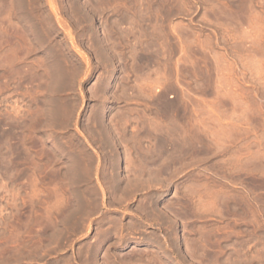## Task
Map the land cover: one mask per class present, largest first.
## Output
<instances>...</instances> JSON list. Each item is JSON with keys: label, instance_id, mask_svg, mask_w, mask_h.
<instances>
[{"label": "rangeland", "instance_id": "1", "mask_svg": "<svg viewBox=\"0 0 264 264\" xmlns=\"http://www.w3.org/2000/svg\"><path fill=\"white\" fill-rule=\"evenodd\" d=\"M229 3L0 0V264H264V0Z\"/></svg>", "mask_w": 264, "mask_h": 264}, {"label": "bare ground", "instance_id": "2", "mask_svg": "<svg viewBox=\"0 0 264 264\" xmlns=\"http://www.w3.org/2000/svg\"><path fill=\"white\" fill-rule=\"evenodd\" d=\"M18 1H19V0H18ZM30 2H31V1H30ZM87 2H88V1H87ZM147 2H148V1H147ZM164 2H165V1H164ZM166 2H169V1H166ZM229 2H230V1H229ZM241 2H242V1H241ZM85 3H86V2H85ZM99 3H100V2H99ZM121 3H122V2H121ZM123 3H124V2H123ZM131 3H132V2H131ZM140 3H141V2H140ZM169 3H170V2H169ZM169 3H167V4H169ZM218 3H219V2H218ZM42 4H43V3H42ZM125 4H126V3H125ZM216 4H217V3H216ZM100 5H102V4H100ZM133 5H134V4H133ZM206 5H207V4H206ZM212 5H213V4H211V2H210V6H211V8H212ZM219 5H220V3H219ZM230 5H231V6H234V0H231V3L228 4V7H229ZM114 6H115V4H114ZM136 6H137V5H136ZM161 6H162V5H161ZM108 7H109V6H108ZM115 7H117V6H115ZM115 7H114V8H115ZM138 7H139V6H138ZM141 7H142V6H141ZM162 7H163V6H162ZM190 7H191V6H190ZM91 8H93L92 5H91ZM118 8H119V6H118ZM94 9H95V8H94ZM94 9H93V10H94ZM111 9H112V8H111ZM135 9H136V8H135ZM243 9H244V8H243ZM90 10H91V9H90ZM98 10H99V9H98ZM104 10H106V9H104ZM120 10H121V9H120ZM125 10H126V9H125ZM20 11H21V10H20ZM23 11H25V10H23ZM27 11H28V10H27ZM63 11H64V10H63ZM68 11H69V10H68ZM123 11H124V9H123ZM128 11H130V10H128ZM148 11H149V10H148ZM259 11H260V10H259ZM72 12H73V11H72ZM126 12H127V11H126ZM214 12H215V11H214ZM242 12H243V11H242ZM260 12H261V11H260ZM20 13H21V12H20ZM68 13H69V12H68ZM99 13H100V11H99ZM119 13H120V12H119ZM167 13H168V12H167ZM231 13H232V12H231ZM44 14H45V13H44ZM142 14H143V13H142ZM244 14H245V13H244ZM261 14H262V13H261ZM28 15H29V14H28ZM122 15H123V14H122ZM124 15H125V14H124ZM131 15H132V14H131ZM150 16H151V15H150ZM152 16H154V14H153ZM18 17H19V16H18ZM119 17H120V16H119ZM142 17L144 18V16H141V19H143ZM148 17H149V16H148ZM148 17H147V19L149 20L150 17H149V18H148ZM261 18H262V17H261ZM33 19H34V18H33ZM43 19H45V18H43ZM50 19H51V17H50ZM133 19H134V17L132 18V20H133ZM151 19H152V18H151ZM154 19H155V18H154ZM154 19H153V20H154ZM223 19H224V18H223ZM249 19H250V18H249ZM126 20H127V19H126ZM134 20H135V19H134ZM138 20H139V19H138ZM224 20H225V19H224ZM229 20H231V19H229ZM39 21H40V20H39ZM139 21H142V20H139ZM146 21H147V20H145L144 22H146ZM251 21H252V20H251ZM144 22H143V23H144ZM155 22H156V21H155ZM260 22H261V21H260ZM76 23H77V22H76ZM131 23H132V22H131ZM139 23H140V22H139ZM139 23H138V24H139ZM150 23L152 24L151 21H150ZM150 23H149V24H150ZM231 23H232V22H231ZM35 24H36V23H35ZM109 24H110V23H109ZM141 24H142V23H141ZM145 24H146V23H145ZM149 24H148V25H149ZM151 24H150V25H151ZM232 24H233V23H232ZM52 25H53V24H52ZM225 25H226V24H225ZM254 25H255V24H254ZM217 26H218V25H217ZM103 27H104V26H103ZM191 27H192V26H191ZM44 28H45V27H44ZM164 28H165V27H164ZM229 28H230V27H229ZM233 28H234V27H233ZM235 28H236V27H235ZM105 30H106V29H105ZM239 30H240V29H239ZM262 30H263V29H262ZM15 31H16V30H15ZM103 31H104V30H103ZM120 31H121V30H120ZM128 31H129V30H128ZM159 31H160V30H159ZM100 32H101V31H100ZM131 33H132V32H131ZM134 33H135V32H134ZM251 33H252V32H251ZM20 34H21V33H20ZM239 34H240V33H239ZM261 34H262V32H261ZM87 35H88V34H87ZM233 35H234V34H233ZM235 35H236V34H235ZM256 35H257V34H256ZM95 36H96V35H95ZM98 36H99V35H98ZM109 36H110V35H109ZM130 36H131V35H130ZM16 37H17V36H16ZM142 37H143V36H142ZM151 37H152V36H151ZM213 37H214V36H213ZM231 37H232V36H231ZM92 38H93V37H92ZM120 38H121V37H120ZM147 38H148V37H147ZM218 38H219V37H218ZM17 40H18V39H17ZM116 40H117V39H116ZM124 40H125V39H124ZM139 40H140V39H139ZM154 40H155V38H154ZM154 40H153V41H154ZM222 40H223V39H222ZM99 41H100V40H99ZM125 41H126V40H125ZM145 41H147V40H145ZM224 41H225V40H224ZM233 41H234V40H233ZM117 42H118V41H117ZM138 42H139V41H138ZM132 43H133V42H132ZM149 43H150V42H149ZM152 43H153V42H151L150 44L152 45ZM262 43H263V42H262ZM26 44H27V42H26ZM42 44H43V43H42ZM113 44H114V43H113ZM137 44H138V43H136V45H137ZM230 44H231V43H230ZM263 44H264V43H263ZM16 45H17V44H16ZM23 45H24V44H23ZM39 45H40V44H39ZM213 45H214V44H213ZM224 46H225V45H224ZM38 47H39V46H38ZM122 47H123V46H122ZM132 47H133V46H132ZM132 47H131V48H132ZM245 47H246V46H245ZM141 48H142V47H141ZM158 48H159V47H158ZM246 48H247V47H246ZM139 49H140V48H139ZM147 49H148V48H147ZM250 49H252V48H250ZM250 49H249V50H250ZM20 50H21V49H20ZM106 50H107V49H106ZM111 50H112V49H111ZM118 50H119V49H118ZM118 50H117V51H118ZM140 50H141V49H140ZM96 51H97V50H96ZM149 51H150V50H149ZM169 51H170V50H169ZM26 52H27V51H26ZM124 52H125V51H124ZM124 52H123V53H124ZM136 52H137V51H136ZM136 52H135V53H136ZM170 52H171V51H170ZM170 52H169V53H170ZM248 54L250 55V53H248ZM134 55H135V54H134ZM145 55H146V54H145ZM185 55H186V54H185ZM138 56H139V55H138ZM155 56H156V55H155ZM103 57H104V56H103ZM149 57H150V56H149ZM115 58H116V57H115ZM146 58H147V56H146ZM119 59H120V58H119ZM150 59H151V58H150ZM101 61H102V59H101ZM117 61H118V60H117ZM155 61H156V59H155ZM158 61H159V60H158ZM118 62H119V61H118ZM140 62H141V61H140ZM185 62H186V60H185ZM207 62H208V61H207ZM102 63H103V62H102ZM107 63H109V62H107ZM111 63H112V62H111ZM137 64H138V63H137ZM207 64H208V63H207ZM138 65H139V64H138ZM145 65H146V64H145ZM217 66H218V65H217ZM106 67H108V66H106ZM147 67H148V66H147ZM145 68H146V67H144V69H145ZM170 68H171V66H170ZM170 68H169V70H171ZM147 69H148V68H147ZM124 70H125V69H124ZM139 70H140V69H139ZM142 70H143V69H142ZM150 71H151V70H150ZM153 71H154V69H153ZM207 71H208V70H207ZM215 71H217V70H215ZM76 72H77V71H76ZM209 72H210V71H209ZM205 73H206V71H205ZM213 73H214V72H213ZM142 74H143V72H142ZM147 74H148V72H147ZM149 75H150V74H149ZM166 75H167V74H166ZM168 75H169V74H168ZM142 77H143V76H142ZM146 78H147V77H146ZM159 79H160V78H159ZM106 80H107V79H106ZM169 81H170V80H168V82H169ZM106 82H107V81H106ZM137 85H138V84H137ZM144 85H145V84H144ZM139 86H141V85H139ZM142 86H143V85H142ZM166 86H168V85H166ZM166 86H165V87H166ZM230 86H231V85H230ZM132 90H133V89H132ZM143 90H144V89H143ZM159 91H161V90H159ZM144 93H145V92H144ZM144 93L141 92V94H138L139 97H141V95L143 94V95H144V98H145V94H144ZM148 93H149V92H148ZM155 93H156V92H155ZM149 94H150V93H149ZM135 95H136V93H135ZM143 95H142V97H143ZM153 95H154V94H153ZM156 97H157V95H156ZM157 98H158V99L155 98V99L157 100V102H158V100H159V101L161 100V101H162V102H160L161 105H162V104L164 105V107H163V108H164V112H163V111H162L161 113L159 112V114L161 115V114L163 113V114L166 116L165 119L168 118V122H167V124L169 125L168 128H171V130H173L175 133L179 132V133H183V135H184V134H187V133H186V132H187V129L185 128V126L188 127L189 124L187 123L186 120L189 118V117H188V116H189L188 114H190V120H191V118H192V117H191L192 115H191V112H188V111H189L188 108L183 107L185 104H184V105L182 104V105H183L182 107L179 105L180 107L178 108V107H177L178 105H176V104L173 103V105H174V107H173L172 103H170L171 100L168 101L167 98H165V99H166V100H165L164 97H163L162 95L158 96ZM105 99H106V98H105ZM142 99H143V98H142ZM146 99L148 100V98H146ZM150 99H151V98H150ZM138 102H139V101H138ZM153 102H154V101H153ZM176 102H177V101H176ZM154 103H155V102H154ZM160 103H159V104H160ZM151 104H152V103H151ZM180 104H181V103H180ZM175 105H176L177 108H175ZM185 106H186V105H185ZM186 107H187V106H186ZM163 108H162V109H163ZM190 109H191V108H190ZM144 110H145V109H144ZM194 110H195V109H194ZM160 111H161V110H160ZM127 112H128V111H127ZM217 112H218V110H217ZM219 112H220V111H219ZM163 114H162V115H163ZM192 114H193V113H192ZM162 115H161V116H162ZM164 115H163V117H165ZM178 116L182 119V121H181L179 124L177 123V122H178V121H177V119H178L177 117H178ZM186 116H187V118H186V120H185V117H186ZM197 116H198V115H197ZM202 117H203V116H202ZM140 118H141V116L139 117V119H140ZM143 118H144V117H143ZM181 119H180V120H181ZM95 121H96V120H95ZM162 121H163V120H162ZM99 122H100V121H99ZM139 122H140V121H139ZM188 122H189V119H188ZM195 122H196V121H195ZM95 123H96V122H95ZM186 123H187L188 125H185ZM98 124H99V123H98ZM197 124H198V123H197ZM209 124H210V123H209ZM99 125H102V124H99ZM99 125H98V129H101V127L99 128ZM102 126L106 127L105 125H102ZM159 126H160V125H159ZM161 126H162V125H161ZM161 126H160V131H163V130L161 129ZM207 126H208V125H207ZM162 127H163V126H162ZM112 128H113V127L109 128V129H107V130H110V129L112 130ZM158 128H159V127H158ZM173 128H175V129H173ZM219 128H220V126H219ZM221 128H222V127H221ZM225 128H227V127H225ZM104 129L106 130V128H104ZM104 129L102 128V130H104ZM234 129H235V128H234ZM102 130H101V131H102ZM111 130H110V131H111ZM153 130H154V129H153ZM165 130L167 131V127H166ZM188 130H189V129H188ZM222 130H223V129H222ZM156 131H157V130H156V128H155L154 133H155ZM238 131H239V130H238ZM241 131H242V130H241ZM245 131H246V130H245ZM108 132H109V131H108ZM111 132H114V131H111ZM130 132H131V131H130ZM157 132L159 133V131H157ZM157 132H156L155 134L158 135ZM167 132H168V131H167ZM169 132H172V131L169 130ZM169 132H168V133H169ZM188 132L191 133L190 131H188ZM195 132H196V130H195ZM231 132H233V131H231ZM103 133H104V132H103ZM103 133H102V135H103ZM105 133H106V132H105ZM162 133H163V132L159 133L161 138H163V136H164V134L162 135ZM189 133H188V134H189ZM112 134H114V133H112ZM192 134H193V133H192ZM99 135H100V134H99ZM114 135H115V134H114ZM140 135H141V134H140ZM151 135H152V134H151ZM161 135H162V136H161ZM166 135H167V134H166ZM166 135H165V136H166ZM168 135H169V134H168ZM176 135H177V134H176ZM176 135L171 134L170 136H172V137H174V136H175V137H178V136H176ZM178 135H179V137L181 136L180 134H178ZM249 135H250V134H249ZM158 136H159V135H158ZM170 136H169V137H170ZM185 136H186V135H185ZM185 136H184V139H185V140H184V141H185L184 144L179 145V148H178V147H175V149L178 148V150H179V149H180V146H181V149H180V150H181L182 152H183V150H188V149H190V148H193V150H195V151H201V150H204V147L202 146L203 143H202L200 146H194V147H191V146L189 145V143H190V142H189V139L187 138L189 135H187L186 137H185ZM100 137H101V136H100ZM104 137H106V136H104ZM115 137H117V136H115ZM132 137H133V135H132ZM146 137H147V136H146ZM146 137H145V138H146ZM175 137H174V138H175ZM182 137H183V136H181L180 138H182ZM198 137H199V136H198ZM102 138H103V136H102ZM113 138H114V137H113ZM113 138H112V139H113ZM165 138H166V137H164V139H165ZM174 138L172 139V141L176 139V138H175V139H174ZM224 138H225V137H224ZM233 138H234V137H233ZM100 139H101V138H100ZM106 139H107V138H106ZM110 139H111V137H110ZM112 139H111V140H112ZM168 139H169V138H168ZM168 139H167V140H168ZM182 139H183V138H182ZM190 139H191V138H190ZM230 139H231V138H230ZM101 140H102V139H101ZM104 140H105V138H104ZM108 140H109V139H108ZM132 140H133V139H132ZM150 140H151V139H150ZM167 140H165V141H167ZM176 140H177V139H176ZM201 140H202V139H201ZM172 141H171V143H174V142H172ZM177 141H178V140H177ZM179 141H180V140H179ZM108 142L110 143V140L107 141V142H106V140H105L106 145L108 144ZM116 142H117V141H116ZM168 142H170V141H167V145H169ZM188 142H189V143H188ZM191 142H192V141H191ZM197 142H198V141H197ZM202 142H203V141H202ZM204 142H205V141H204ZM247 142H248V141H247ZM247 142H246V143H247ZM102 143H103V141H102ZM151 143H152V142H151ZM162 143H163V144H161V147H162V145L165 146L164 142H162ZM176 143H179V142H176ZM176 143H175V146H176V145L178 146V144H176ZM181 143H182V140H181ZM181 143H180V144H181ZM228 143H229V142L227 141V144H226V145H228ZM230 143H231V142H230ZM158 144H159V143H158ZM205 144H206V142H205ZM223 144H224V143H223ZM107 146H108V145H107ZM169 146H170V145H169ZM171 146H172V145H171ZM171 146H170V149H171ZM236 146H237V145H236ZM134 147H135V146H134ZM159 147H160V146H159ZM172 147H174V146H172ZM211 147H212V146H211ZM122 148H123V146H122ZM137 148H138V147H137ZM164 148H165V147H164ZM166 148H167V147H166ZM227 148H228V147H227ZM221 149H222V148H221ZM105 150H106V149H105ZM126 150H127V147H126ZM135 150H136V149H135ZM156 150H157V149H156ZM164 150H165V149H163V151H164ZM178 150H177V152H178ZM167 151H168V149H167ZM173 151H174V150H173ZM195 151H194V152H195ZM220 151H221V150H220ZM140 152H141V151H140ZM146 152H147V151H146ZM151 152H152V150H151ZM235 152H236V151H235ZM128 153H129V152H128ZM137 153H138V152H137ZM199 153H200V152H199ZM223 153H224V152H223ZM229 153H230V152H229ZM123 154H124V152H123ZM125 154H126V153H125ZM130 154H131V152H130ZM142 154H143V153H142ZM149 154H150V153H149ZM153 154H154V153H153ZM241 154H242V153H240V155H241ZM112 155H113V154H112ZM128 155H129V154H128ZM168 155H169V154H168ZM114 156H115V154H114ZM149 156H150V155H149ZM242 156H243V155H242ZM134 157H135V156H134ZM139 157H140V156H139ZM156 157H157V156H156ZM166 157H167V156H166ZM186 157H187V156H186ZM235 157H236V156H235ZM145 158H146V156H145ZM208 158H209V156H208ZM116 159H117V158H116ZM154 159H155V158H154ZM160 159H161V158H160ZM181 159H182V158H181ZM91 161H92V160H91ZM141 161H142V160H141ZM149 161H150V160H149ZM176 161H177V160H176ZM189 161H190V160H189ZM223 161H224V160H223ZM151 162H152V161H151ZM172 162H173V161H172ZM183 162H184V161H183ZM221 162H222V161H221ZM251 162H252V161H251ZM139 163H140V162H139ZM168 163H169V161H168ZM239 163H240V162H239ZM87 164H88V163H87ZM153 164H154V163H153ZM178 164H179V163H178ZM184 164H185V163H184ZM104 165H105V164H104ZM139 165H140V164H139ZM146 165H148V163H146ZM171 165H172V163H171ZM171 165H170V166H171ZM215 165H216V164H215ZM235 165H236V164H235ZM241 165H242V164H241ZM152 166H153V165H152ZM155 166H156V164H155ZM166 166H167V165H166ZM153 167H154V166H153ZM153 167H152V168H153ZM163 167H164V166H163ZM238 167H239V166H238ZM150 168H151V167H150ZM181 168H182V167H181ZM252 168H253V167H252ZM78 169H79V168H78ZM86 169H87V167H86ZM141 169H142V168H141ZM147 169H148V168H147ZM178 169H179V167H178ZM212 169H213V168H212ZM112 170H113V169H112ZM182 170H183V169H182ZM79 171H80V170H79ZM85 171H86V170H85ZM90 171H91V169H90ZM108 171H109V170H108ZM113 171H114V170H113ZM144 171H145V170H144ZM150 171H151V170H150ZM150 171L148 172L149 174H150ZM163 171H164V170H163ZM83 172H84V171H83ZM88 172H89V171H88ZM130 172H131V171H130ZM151 172H153V171H151ZM154 172H155V170H154ZM203 172H205V171L203 170ZM247 172H248V170H247ZM80 173H81V171H80ZM117 173H118V172H117ZM136 173H137V172H136ZM136 173H135V174H136ZM145 173H146V172H145ZM166 173H167V172H166ZM181 173H182V172H181ZM212 173H213V172H212ZM112 174H114V173H112ZM130 174H131V173H130ZM149 174H148V175H149ZM151 174H152V173H151ZM151 174H150V175H151ZM155 174H156V172H155ZM155 174H153V175H155ZM158 174H160V173H158ZM80 175H81V174H80ZM136 175H137V174H136ZM153 175H152L151 178H153ZM156 175H157V174H156ZM156 175H155V177H156ZM212 175H213V174H212ZM234 175H235V174H234ZM112 176H113V175H112ZM112 176H111V177H112ZM117 176H118V175H117ZM126 176H127V175H126ZM216 176H217V174H216ZM232 176H233V175H232ZM57 177H58V176H57ZM86 177H87V176H86ZM86 177H85V178H86ZM136 177H137V176H136ZM155 177H154V178H155ZM187 177H188V176H187ZM107 178H108V177H107ZM123 178H124V177H123ZM154 178H153V179H154ZM203 178H204V177H203ZM58 179H59V178H58ZM153 179H152V180H153ZM200 179H201V178H200ZM247 179H249V178H247ZM109 180H110V179H109ZM234 180H235V178H234ZM249 180H250V179H249ZM77 181H78V179H77ZM82 181H83V179H82ZM115 181H116V180H115ZM226 181H227V180H226ZM254 181H255V179H254ZM85 182H86V181H85ZM116 182H117V181H116ZM193 182H194V181H193ZM197 182H198V181H197ZM230 182H231V181H230ZM240 182H241V181H240ZM240 182H239V183H240ZM250 182H251V181H250ZM111 183H112V182H111ZM201 183H203V182H201ZM231 183H232V182H231ZM160 184H161V183H160ZM197 184H198V183H197ZM211 184H212V182H211ZM244 184H245V183H244ZM261 184H262V183H261ZM83 185H84V184H83ZM110 186H111V185H110ZM123 186H124V185H123ZM164 186H165V185H164ZM185 186H186V184H185ZM192 186H193V185H192ZM227 186H228V185H227ZM246 186H247V185H246ZM248 186H249V185H248ZM137 187H138V185H137ZM187 187H188V186H187ZM223 187H224V186H223ZM243 187H244V186H243ZM261 187H262V185H261ZM198 188H199V186H198ZM139 189H140V187H139ZM160 189H161V188H160ZM194 189H195V190H201V189H197V187L194 188ZM249 189H250V188H249ZM252 189H253V187H252ZM137 190H138V189H137ZM195 190H194V191H195ZM220 190H221V189H220ZM132 191H133V190H132ZM111 192H112V190H111ZM125 192H126V191H125ZM130 192H131V190H130ZM130 192H129V195H130ZM148 192H149V191H148ZM188 192H189V191H188ZM198 192H199V191H198ZM80 194H81V193H80ZM88 194H89V193H88ZM115 195H116V194H115ZM153 195H154V194H153ZM193 195H194V194H193ZM200 195H201V194H200ZM244 195H245V194H244ZM246 195H247V194H246ZM121 196H122V195H121ZM197 196H198V195H197ZM219 196H220V195H219ZM225 196H226V195H225ZM124 197H125V195H124ZM179 197H180V196H179ZM204 197H205V196H204ZM240 197H241V196H240ZM127 198H128V197H127ZM146 198H147V197H146ZM191 198H192V197H191ZM191 198H190V200H191ZM218 198H219V197H218ZM246 198H247V197H246ZM83 199H85V198H83ZM90 199H91V198H90ZM124 199H126V198H124ZM203 199H204V198H203ZM207 199H208V198H207ZM209 199H210V198H209ZM209 199H208V200H209ZM212 199H213V198H212ZM212 199H211V200H212ZM226 199H227V198H226ZM261 199H262V198H261ZM140 200H141V199H140ZM166 200H167V199H166ZM196 200H197V199H196ZM222 200H223V199H222ZM224 200H225V199H224ZM258 200H259V199H258ZM138 201H139V200H138ZM143 201H144V199H143ZM192 201H193V200H192ZM202 201H203V200H202ZM261 201H262V200H261ZM203 202H204V201H203ZM209 202H210V201H209ZM215 202H216V200H215ZM215 202H213V203H215ZM223 202H224V201H223ZM189 203H190V202H189ZM220 203H221V202H220ZM176 204H177V201H176ZM176 204H175V205H176ZM209 204H210V203H209ZM215 205H216V204H215ZM221 205H222V204H221ZM77 206H78V205H77ZM171 206H172V205H171ZM177 206H179V205L177 204ZM183 206H184V205H183ZM210 206H211V205H210ZM219 206H220V205H219ZM89 207H90V206H89ZM137 207H138V206H137ZM139 207H140V206H139ZM147 207H148V206H147ZM168 207H169V206H168ZM168 207H167V208H168ZM208 207H209V205H208ZM212 207H213V206H212ZM217 207H218V205H217ZM223 207H224V205H223ZM237 207H238V206H237ZM180 208H181V207H180ZM248 208H249V207H248ZM218 209H219V208H218ZM223 209H224V208H223ZM228 209H229V207H228ZM242 209H243V208H242ZM164 210H165V209H164ZM174 210H175V209H174ZM190 210H191V209H190ZM206 210H208V209H206ZM216 210H217V209H216ZM78 211H79V210H78ZM184 211H185V210H184ZM243 211H245V210H243ZM171 212H172V211H171ZM194 212H195V210H194ZM224 212H225V211H224ZM241 212H242V211H241ZM246 212H247V211H246ZM89 213H90V212H89ZM152 213H153V212H152ZM180 213H181V212H180ZM195 213H196V212H195ZM222 213H223V211H222ZM239 213H240V212H239ZM253 213H254V212H253ZM263 213H264V212H263ZM90 214H91V213H90ZM142 214H143V213H142ZM150 214H151V213H150ZM192 214H193V213H192ZM216 214H217V213H216ZM145 215H146V214H145ZM183 215H184V214H183ZM212 215H213V214H212ZM226 215H227V214H226ZM238 215H240V214H238ZM148 216H149V214H148ZM160 216H161V215H160ZM177 216H178V215H177ZM234 216H235V214H234ZM131 217H132V216H131ZM165 217H166V216H165ZM202 217H203V216H202ZM227 217H228V215H227ZM231 217H232V216H230V218H231ZM243 217H244V216H243ZM177 218H178V217H177ZM199 218H200V217H199ZM108 219H109V218H107V220H108ZM167 219H168V218H167ZM113 220H114V219H113ZM151 220H152V219H151ZM248 220H249V219H248ZM109 221H110V220H109ZM155 221H156V220H155ZM222 221H223V220H222ZM230 221H231V220H230ZM240 221H241V218H240ZM112 222H113V221H112ZM153 222H154V221H153ZM160 222H161V221H160ZM168 222H169V221H168ZM170 222H171V220H170ZM235 222H236V221H235ZM237 222H238V220H237ZM246 222H247V221H246ZM130 223H131V222H130ZM241 223H242V222H241ZM251 223H252V222H251ZM158 224H159V223H158ZM172 224H173V223H172ZM174 224H175V222H174ZM204 224H205V223H204ZM234 224H235V223H234ZM129 225H130V224H129ZM163 225H164V224H163ZM182 225H183V224H182ZM246 225H247V224H246ZM259 225H260V224H259ZM207 226H208V224H207ZM247 226H248V225H247ZM256 226H257V225H256ZM165 227H166V226H165ZM194 227H195V226H194ZM198 227H199V226H198ZM183 228H185V225H184ZM227 228H228V227H226V229H227ZM167 229H168V228H167ZM210 229H211V228H210ZM133 230H134V229H133ZM141 230H142V229H141ZM216 230H217V229H216ZM222 230H223V229H222ZM252 230H254V229H252ZM104 231H105V230H104ZM238 231H239V230H238ZM248 231H249V230H248ZM255 231H256V230H255ZM138 232H139V231H138ZM184 232H185V231H184ZM220 232H221V230H220ZM224 232H225V230H224ZM241 232H242V231H241ZM102 233H103V232H102ZM181 233H182V232H181ZM181 233H180V234H181ZM201 233H202V232H201ZM195 234H196V233H195ZM209 234H210V232H209ZM224 234H226V233H224ZM251 234H252V233H251ZM162 235H163V234H162ZM196 235H197V234H196ZM201 235H202V234H201ZM211 235H212V234H210V236H211ZM168 236H169V235H168ZM174 236H175V241L178 242V241L180 240V237H179L177 234H175ZM204 236H205V235H204ZM210 236H209V237H210ZM153 237H154V236H153ZM202 237H203V236H202ZM228 237H229V236H228ZM239 237H240V236H239ZM257 237H258V236H257ZM163 238H164V236H163ZM215 238H216V237H215ZM215 238H214V239H215ZM221 238H222V237H221ZM223 238H224V237H223ZM168 239H169V238H168ZM205 239H206V236H205ZM173 240H174V239H173ZM191 240H192V239H191ZM193 240H194V239H193ZM217 240H218V239H217ZM224 240H225V239H224ZM259 240H260V237H259ZM180 241H181V240H180ZM196 241H197V240H196ZM200 241H201V239H200ZM236 241H237V240H236ZM187 242H188V241H187ZM187 242H186V243H187ZM194 242H195V240H194ZM203 242L206 243L205 241H203ZM234 242H235V241H234ZM246 242H247V241H246ZM256 242H257V241H256ZM258 242L260 243V241H258ZM159 243H160V242H159ZM188 243H189V242H188ZM190 243H191V242H190ZM197 243H198V242H197ZM240 243H241V242H240ZM182 244H183V243H182ZM195 244H196V243H195ZM195 244H194V245H195ZM207 244H208V243H207ZM216 244H217V243H216ZM260 244H261V243H260ZM178 245H179V244H178ZM196 245H197V244H196ZM210 245H211V244H210ZM261 245H263V244H261ZM92 246H93V245H92ZM176 246H177V245H176ZM191 246H193V245H191ZM198 246H199V245H198ZM206 246H208V245H206ZM225 246H226V245H225ZM225 246H224V247H225ZM228 246H229V245H228ZM231 246H232V245H231ZM186 247H187V246H186ZM199 247H200V246H199ZM208 247H209V246H208ZM220 247H221V246H220ZM226 247H227V246H226ZM234 247H236V245H234ZM258 247H259V246H258ZM261 247H263V246H261ZM190 248H191V247H190ZM216 248H217V247H216ZM244 248H245V247H244ZM248 248H249V246H248ZM202 249H203V248H202ZM204 249H206V248L204 247ZM212 249H213V247H212ZM214 249H215V248H214ZM242 249H243V248H242ZM259 249H260V247H259ZM261 249H262V248H261ZM200 250H201V249H200ZM208 250H209V249H208ZM262 250H263V249H262ZM186 251H187V250H186ZM190 251H191V250H190ZM195 251H196V250H195ZM209 251H210V250H209ZM245 251H246V249H245ZM201 252H202V251H201ZM212 252H213V250H212ZM187 253H188V251H187ZM205 253H206V251H205ZM213 253H214V252H213ZM213 253H212V255H213ZM220 253H221V252H220ZM229 253H230V252H229ZM249 253H250V252H249ZM95 254H96V253H95ZM139 254H141V252H140ZM214 254H215V253H214ZM217 254H218V252H217ZM237 254H238V253H237ZM245 254H246V253H245ZM89 255H90V254H89ZM141 255H142V254H141ZM155 255H156V254H155ZM201 255H202V254H201ZM219 255H221V254H219ZM138 256H139V255H138ZM190 256H191V255H190ZM210 256H211V255H210ZM227 256H228V255H227ZM236 256H237V255H236ZM243 256H244V254H243ZM259 256H260V255H259ZM259 256H258V257H259ZM89 257H90V256H89ZM178 257H179V256H178ZM201 257H202V256H201ZM239 257H240V256H239ZM244 257H245V256H244ZM260 257H261V256H260ZM262 257H263V255H262ZM149 258H150V257H149ZM196 258H197V257H196ZM205 258H206V257H205ZM226 258H227V257H226ZM229 258H230V255H229ZM90 259H91V258H90ZM147 259H148V258H147ZM157 259H158V258H157ZM235 259H237V257H236ZM250 259H251V257H250ZM150 260H151V259H150ZM200 260H201V259H200ZM209 260H210V258H209ZM226 260H227V259H226ZM230 260H231V259H230ZM233 260H234V259H233ZM260 260H261V261H264V258H259V259L257 260V262H258V263L261 262ZM238 261H239V260H238ZM243 261H244V260H243ZM248 261H249V260H248ZM250 261H251V260H250ZM123 262H124V261H123ZM159 262H160V261H159ZM162 262H163V261H162ZM185 262H186V261H185ZM210 262H211V261H210ZM231 262H232V261H231ZM252 262H253V261H252ZM252 262H251V263H252ZM254 262H255V261H254ZM125 263H126V262H125ZM153 263H154V262H153ZM157 263H158V262H157ZM191 263H192V262H191ZM213 263H214V262H213ZM222 263H223V262H222ZM225 263H226V262H225ZM237 263H239V262H237ZM149 264H150V263H149ZM158 264H159V263H158ZM195 264H196V263H195ZM216 264H217V263H216ZM223 264H224V263H223Z\"/></svg>", "mask_w": 264, "mask_h": 264}]
</instances>
